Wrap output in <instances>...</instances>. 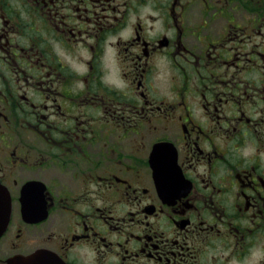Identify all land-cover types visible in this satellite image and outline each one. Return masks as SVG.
I'll return each instance as SVG.
<instances>
[{
  "label": "flooded vegetation",
  "instance_id": "obj_1",
  "mask_svg": "<svg viewBox=\"0 0 264 264\" xmlns=\"http://www.w3.org/2000/svg\"><path fill=\"white\" fill-rule=\"evenodd\" d=\"M8 201L0 264H264V0H0Z\"/></svg>",
  "mask_w": 264,
  "mask_h": 264
},
{
  "label": "water",
  "instance_id": "obj_2",
  "mask_svg": "<svg viewBox=\"0 0 264 264\" xmlns=\"http://www.w3.org/2000/svg\"><path fill=\"white\" fill-rule=\"evenodd\" d=\"M11 210L10 202L0 203V234L5 228V225L8 222L9 214ZM33 258L28 256H16L9 260V264H28Z\"/></svg>",
  "mask_w": 264,
  "mask_h": 264
},
{
  "label": "clouds",
  "instance_id": "obj_3",
  "mask_svg": "<svg viewBox=\"0 0 264 264\" xmlns=\"http://www.w3.org/2000/svg\"><path fill=\"white\" fill-rule=\"evenodd\" d=\"M255 255V253H253Z\"/></svg>",
  "mask_w": 264,
  "mask_h": 264
}]
</instances>
